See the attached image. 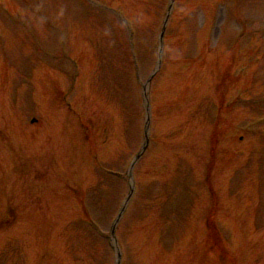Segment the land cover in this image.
<instances>
[{
	"label": "rangeland",
	"instance_id": "rangeland-1",
	"mask_svg": "<svg viewBox=\"0 0 264 264\" xmlns=\"http://www.w3.org/2000/svg\"><path fill=\"white\" fill-rule=\"evenodd\" d=\"M92 1L0 0V264H114L168 0ZM166 28L121 264H264V0H174Z\"/></svg>",
	"mask_w": 264,
	"mask_h": 264
}]
</instances>
